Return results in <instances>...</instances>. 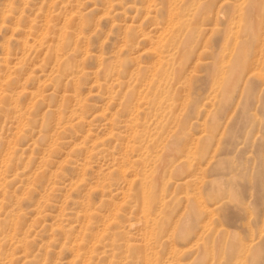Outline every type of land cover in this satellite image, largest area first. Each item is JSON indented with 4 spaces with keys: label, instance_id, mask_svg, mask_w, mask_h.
Returning a JSON list of instances; mask_svg holds the SVG:
<instances>
[{
    "label": "rangeland",
    "instance_id": "obj_1",
    "mask_svg": "<svg viewBox=\"0 0 264 264\" xmlns=\"http://www.w3.org/2000/svg\"><path fill=\"white\" fill-rule=\"evenodd\" d=\"M0 264H264V0H0Z\"/></svg>",
    "mask_w": 264,
    "mask_h": 264
}]
</instances>
